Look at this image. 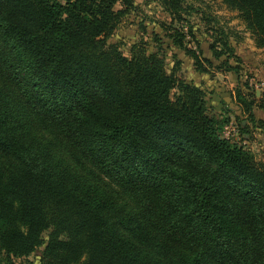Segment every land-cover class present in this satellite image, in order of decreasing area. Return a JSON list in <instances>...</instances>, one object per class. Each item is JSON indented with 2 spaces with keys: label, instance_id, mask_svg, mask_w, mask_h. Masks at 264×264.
<instances>
[{
  "label": "trees",
  "instance_id": "obj_1",
  "mask_svg": "<svg viewBox=\"0 0 264 264\" xmlns=\"http://www.w3.org/2000/svg\"><path fill=\"white\" fill-rule=\"evenodd\" d=\"M156 1L168 47L208 74L173 25L193 8ZM221 1L264 48V0ZM135 9L0 0V264H264V165L223 136L228 110L180 61L167 68L157 32L128 55L108 43ZM210 30L217 70H236L229 36ZM235 98L239 134L264 135L255 93Z\"/></svg>",
  "mask_w": 264,
  "mask_h": 264
},
{
  "label": "rangeland",
  "instance_id": "obj_2",
  "mask_svg": "<svg viewBox=\"0 0 264 264\" xmlns=\"http://www.w3.org/2000/svg\"><path fill=\"white\" fill-rule=\"evenodd\" d=\"M186 3L193 8L190 16L185 17V22L176 24L177 28L183 26V32L187 33L191 30V35L184 40L185 46L193 49L201 58L208 59L211 65L204 63L208 74H200L195 71L191 58L187 57L182 50H177L169 45V39L165 37V32L159 27L160 23L169 24V16L163 12L156 0H134L135 10L132 11L117 27L113 35L107 40L109 44H118L121 51L129 54L130 46L133 42L143 37V40L149 43L153 48L151 33L157 32L161 37V49L165 55L167 68L173 66L174 61H180V70L182 76L188 82L199 83L207 92V101L214 106L215 111L219 113L224 110L238 109L236 105V91L239 89L242 93H254L258 91L259 96L255 97L256 104L261 103L262 108L256 110L257 117L264 118V48H256L254 46L253 37L245 30L244 24L239 19L237 12L229 10L221 0H185ZM204 19V20H203ZM145 28L143 33L142 28ZM219 30L224 31L229 37L228 41L233 47L234 55L229 59V64L236 67L234 71H226L224 67L217 70L226 58L222 56L219 60L214 59L211 55L209 45L211 37ZM143 33V34H142ZM173 53L176 59L172 58ZM235 59H234V58ZM223 88V89H222ZM228 111L230 121L238 124L234 120L233 112ZM240 115V118H243ZM230 126L225 125L222 132L226 131ZM252 127L251 124L248 125ZM253 130V129H252ZM250 139L246 143L239 142L246 147L254 155L258 163L264 165V135L254 131H250ZM232 139V137H230ZM235 139V138H234ZM38 257L34 253L30 260L36 262Z\"/></svg>",
  "mask_w": 264,
  "mask_h": 264
},
{
  "label": "crops",
  "instance_id": "obj_3",
  "mask_svg": "<svg viewBox=\"0 0 264 264\" xmlns=\"http://www.w3.org/2000/svg\"><path fill=\"white\" fill-rule=\"evenodd\" d=\"M223 89V88H222ZM255 93V97H258L259 96V93H258V91H255L254 92ZM256 102H259V101H256ZM259 105H261V107L260 108H262V104L261 103H258ZM263 105H264V103H263ZM260 108H257V107H255V109H254V115H255V118L257 119V120H264V118L263 117H257V115H256V110L257 109H260ZM235 109H238V110H236V111H232V109H229V107H228V111H230V112H233V114H234V120L237 122V119L235 118V117H237V116H240L241 114H240V110H239V108H235ZM229 112V113H230ZM242 119V118H241ZM240 119V120H241ZM233 121H230V126L232 125V126H236V124H234V123H232ZM245 122H242V124H244ZM250 131H252V133H254V131H256V132H258V133H260L259 132V129H253L252 130V127H250ZM239 135V136H238ZM260 135H263V134H261L260 133ZM234 138L236 139V140H238V138H239V142L241 141V144L242 143H246L247 141H248V136L247 135H245V134H239V132H237V134L234 136ZM242 139H244V140H242ZM235 140V141H236ZM238 142V143H239Z\"/></svg>",
  "mask_w": 264,
  "mask_h": 264
},
{
  "label": "built area",
  "instance_id": "obj_4",
  "mask_svg": "<svg viewBox=\"0 0 264 264\" xmlns=\"http://www.w3.org/2000/svg\"><path fill=\"white\" fill-rule=\"evenodd\" d=\"M238 132V128L236 126H229L226 131H224L222 134L225 138L234 137Z\"/></svg>",
  "mask_w": 264,
  "mask_h": 264
}]
</instances>
